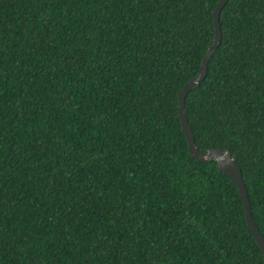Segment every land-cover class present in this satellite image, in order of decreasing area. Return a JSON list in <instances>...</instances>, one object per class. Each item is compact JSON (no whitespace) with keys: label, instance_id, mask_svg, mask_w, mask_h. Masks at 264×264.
<instances>
[{"label":"trees","instance_id":"trees-1","mask_svg":"<svg viewBox=\"0 0 264 264\" xmlns=\"http://www.w3.org/2000/svg\"><path fill=\"white\" fill-rule=\"evenodd\" d=\"M219 0H0V264H264L178 92ZM185 99L264 236V0H228Z\"/></svg>","mask_w":264,"mask_h":264},{"label":"water","instance_id":"water-1","mask_svg":"<svg viewBox=\"0 0 264 264\" xmlns=\"http://www.w3.org/2000/svg\"><path fill=\"white\" fill-rule=\"evenodd\" d=\"M227 1L228 0H219L218 3L216 4L213 10V13H212L213 25H214L213 41L207 47L201 59L197 74L191 79H189L188 81H186L178 92V102H179L178 116L181 121L183 133L185 134V137L188 142V150H189L190 155L194 159L205 162V163L216 161L218 170L229 175L231 179L237 184L239 193L242 198L245 219H246L248 228L252 236L254 237L258 245L260 246L263 259H264V236L262 235V233L256 226L255 221L252 217L248 192H247L245 183L243 181L242 171H241L240 166L238 165L235 157L232 155V153L228 149L212 148V149H207L205 151H201L198 148L195 142V139H194V133L188 121L187 109L185 105V99H186L187 94L190 92V90L198 87L199 84L205 79L207 75V71H208V62L210 60V57L212 56L214 51L219 47L221 43L222 31H221L220 22H219L220 12Z\"/></svg>","mask_w":264,"mask_h":264}]
</instances>
